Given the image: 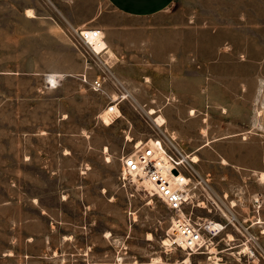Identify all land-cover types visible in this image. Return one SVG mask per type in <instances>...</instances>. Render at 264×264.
<instances>
[{"label": "rangeland", "instance_id": "374dc122", "mask_svg": "<svg viewBox=\"0 0 264 264\" xmlns=\"http://www.w3.org/2000/svg\"><path fill=\"white\" fill-rule=\"evenodd\" d=\"M105 24L123 31L116 57L142 60L79 41ZM263 91L264 0L126 19L109 0H0V264H264ZM164 137L207 182L211 212L193 219L222 227L200 253L171 240L147 187L119 180L123 155Z\"/></svg>", "mask_w": 264, "mask_h": 264}, {"label": "built area", "instance_id": "2783aa9c", "mask_svg": "<svg viewBox=\"0 0 264 264\" xmlns=\"http://www.w3.org/2000/svg\"><path fill=\"white\" fill-rule=\"evenodd\" d=\"M76 34L88 50L97 53L94 52L91 40L103 39L100 29H79ZM89 84L95 91L103 85L99 76L94 77ZM104 113L109 121H115L120 116L119 98L111 100ZM120 162L119 180L122 185L136 183L145 187L143 182H146L150 185L147 189L149 195L156 197L170 213V229L174 235L171 240L183 251H204L212 236L216 234L212 226L216 222L207 218L197 221L193 219L194 209L211 212L204 199L200 198L202 194L198 196L195 191L196 184L202 186L205 191L207 182L194 170L193 159L175 145L173 138L164 137L135 144L134 150L123 155ZM174 171L176 173H173ZM178 237L180 242L177 241Z\"/></svg>", "mask_w": 264, "mask_h": 264}, {"label": "crops", "instance_id": "0c3cea01", "mask_svg": "<svg viewBox=\"0 0 264 264\" xmlns=\"http://www.w3.org/2000/svg\"><path fill=\"white\" fill-rule=\"evenodd\" d=\"M110 4L113 6L115 13L122 17L126 18H147L159 16L164 13V11L174 2V0H109ZM114 26L103 25V41L106 43V49L104 50V55L107 54V60H112V55L117 58V60H129L131 57L132 60H142V57L134 58L133 55L130 57H124L123 54H119V57H116L115 45L118 43L114 39L112 33H122V30L113 29ZM112 28V29H111ZM99 29V28H98ZM124 30H128L127 25H125ZM163 32V29L161 30ZM164 47V46H163ZM167 55V53H166ZM119 58V59H118ZM258 97L261 96V91ZM264 93V91H263Z\"/></svg>", "mask_w": 264, "mask_h": 264}, {"label": "bare ground", "instance_id": "6f19581e", "mask_svg": "<svg viewBox=\"0 0 264 264\" xmlns=\"http://www.w3.org/2000/svg\"><path fill=\"white\" fill-rule=\"evenodd\" d=\"M27 17H29V18H33L34 17V15L30 12V11H28L27 12ZM91 44H92V46H93V48H94V52H97L96 54H100V53H102V52H104V50L106 49V43L103 41V39H100V38H97V39H92L91 40ZM55 76V75H54ZM54 76H50L49 77V80L51 81V82H57V80H56V78H57V76H56V78L54 77ZM115 95V94H114ZM116 97V96H115ZM125 97V96H124ZM147 114H149V115H152V114H155V111L154 110H149L148 112H147ZM190 115H192V112H190ZM103 118H104V120H105V122H107V125L109 124L108 123V118L106 117V116H103ZM156 122H157V124L158 125H162L163 123H164V120L159 116V117H157L156 118ZM139 144H141L140 142L139 143H137V145H139ZM106 151V150H105ZM193 161L194 162H197L198 161V159H197V157L196 156H193ZM222 164H226V161L223 159L222 160ZM262 176H264V174H262ZM143 184H144V186L145 187H147V188H149L150 187V185L149 184H147L146 182H143ZM260 223V222H259ZM212 226L214 227V230H216V233H219V231L221 230V225L219 224V223H215V224H212ZM177 241L178 242H180V238L178 237L177 238ZM166 242V241H165ZM167 243V242H166ZM158 260V259H157ZM155 262V261H154ZM215 264H217V263H215Z\"/></svg>", "mask_w": 264, "mask_h": 264}, {"label": "water", "instance_id": "95a60500", "mask_svg": "<svg viewBox=\"0 0 264 264\" xmlns=\"http://www.w3.org/2000/svg\"><path fill=\"white\" fill-rule=\"evenodd\" d=\"M173 173H176L175 171Z\"/></svg>", "mask_w": 264, "mask_h": 264}]
</instances>
